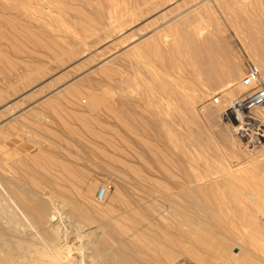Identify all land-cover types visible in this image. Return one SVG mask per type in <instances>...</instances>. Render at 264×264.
Segmentation results:
<instances>
[{
	"label": "rangeland",
	"instance_id": "374dc122",
	"mask_svg": "<svg viewBox=\"0 0 264 264\" xmlns=\"http://www.w3.org/2000/svg\"><path fill=\"white\" fill-rule=\"evenodd\" d=\"M115 1L142 18L115 28L110 0H0L1 255L264 264V108L257 131L220 118L249 56L230 27L264 78V0Z\"/></svg>",
	"mask_w": 264,
	"mask_h": 264
},
{
	"label": "bare ground",
	"instance_id": "6f19581e",
	"mask_svg": "<svg viewBox=\"0 0 264 264\" xmlns=\"http://www.w3.org/2000/svg\"><path fill=\"white\" fill-rule=\"evenodd\" d=\"M126 1V0H125ZM119 2V1H118ZM118 2L117 1H115V0H110V7L108 8V10H109V18H110V20H113V21H111L110 23L115 27V28H117V27H119V28H122V27H124V26H127V25H131V24H133V23H135L136 21H138V20H140V18H142V16H143V14L144 13H142V12H144V10L143 11H141L142 9H141V6H139V5H134V4H129L128 3V1H127V4L125 5V6H123V7H121V5H120V3H122V1H120L119 2V4H118ZM150 10V9H149ZM149 10L147 11V12H149ZM140 12V13H139ZM146 12V11H145ZM115 21V22H114ZM115 23V25H114V23ZM110 24V25H111ZM230 30H231V32H232V35H233V37H234V39L236 40V42H238L239 43V45L241 46V48L246 52V54H247V56H248V60L250 59V60H252L251 59V55H253L252 53H250L249 51V48H248V45H246L245 44V42H244V38H242L241 37V35L237 32V30L235 29V28H233V27H230ZM164 39H165V41L167 42L168 40H169V35L168 34H165L164 35ZM72 50V49H71ZM69 51V50H68ZM144 56H146V55H144ZM144 59V58H143ZM253 61V60H252ZM254 62V61H253ZM263 63V62H262ZM258 65V64H257ZM260 65H262V64H260ZM260 67V66H259ZM261 69V68H260ZM116 71V70H115ZM261 72H262V70H261ZM242 77V76H241ZM262 77H263V75H262ZM116 78V77H115ZM123 78V77H122ZM113 79V78H112ZM241 79V78H240ZM240 79H239V81H238V83H237V87H239V89H242L243 91L245 90V87H242L241 85H240ZM264 79V78H263ZM129 80V79H128ZM121 83V82H120ZM121 85V86H120ZM119 86H118V88H121V87H123V90L126 88V89H129L130 87H131V85H133L130 81H126V79H125V81H123L122 80V83L120 84ZM123 85V86H122ZM236 84L235 83H228L227 85H226V87L222 90L223 92H225L224 93V95L225 94H231V93H234V90H235V88H233L234 86H235ZM91 88H94L93 86H90ZM125 87V88H124ZM133 87V86H132ZM100 88V87H99ZM95 89V88H94ZM122 89V88H121ZM125 89V90H126ZM95 91H97V90H95ZM242 91V92H243ZM241 92V93H242ZM241 93H239L238 94V96L241 94ZM217 95H220V94H217ZM233 98V97H232ZM88 101H89V105L92 107V108H95L96 106H97V104H98V101H99V98H98V95H97V93L95 92L94 93V91H93V93H91L90 94V96H89V98H88ZM213 101V102H212ZM211 101V103L213 104V103H215L214 105H216V106H221L219 103H223L224 102V98H222L221 97V95L218 97V98H216V99H214V100H212ZM231 101V99L230 100H228V102H230ZM217 103V104H216ZM231 103V102H230ZM229 103V104H230ZM229 104H222V106H223V108H222V110L226 107V106H228ZM264 108V107H263ZM263 108H260V109H258V110H255L254 111V116H255V114H256V111H259V110H261V109H263ZM222 110H221V112H222ZM262 115H263V113H261ZM220 118H221V113H220ZM222 120V119H221ZM227 125H230V124H227ZM230 126H232V125H230ZM233 128H236L235 126H232ZM236 130H237V128H236ZM247 133V132H246ZM1 184V183H0ZM109 189V188H108ZM8 191H9V193L12 195V197H14L16 200H18V202H22V204H24L26 207H25V211L26 212H29L28 211V209L27 208H31L32 210H34L35 208H36V205H35V200L34 199H32L29 195H27V194H23L22 193V196H21V194H20V191L17 189V187L16 186H13L11 189H8ZM105 192H106V190H104V194H105ZM251 192V191H250ZM104 194H103V196H104ZM249 194H251V193H249ZM252 195V194H251ZM236 196V195H235ZM235 198V197H234ZM234 200H236V199H234ZM217 207H221V209H223L222 208V202L221 201H219V200H217ZM243 205H245L244 203H242ZM228 206H230V204L228 203ZM220 209V210H221ZM226 209V208H225ZM213 212H219L220 213V215L222 214V216H224V214H223V212H220V211H216L215 209H213ZM0 214H1V210H0ZM218 216V215H217ZM212 232H216L215 230H211ZM10 244H8V247H10L9 246ZM18 246H19V248H22L23 247V242L22 241H19L18 242ZM5 247H6V242H5V234L4 233H2L1 232V225H0V264H14L15 263V258L13 257V256H11L10 254H5V256H2L1 255V253H3V252H5ZM10 251V250H9ZM12 251V250H11ZM78 261L79 262H82V261H84V257H80V258H78ZM83 264H84V262H82Z\"/></svg>",
	"mask_w": 264,
	"mask_h": 264
},
{
	"label": "built area",
	"instance_id": "2783aa9c",
	"mask_svg": "<svg viewBox=\"0 0 264 264\" xmlns=\"http://www.w3.org/2000/svg\"><path fill=\"white\" fill-rule=\"evenodd\" d=\"M240 85L245 90L222 110L221 118L234 125L237 132L257 131L261 126H258L254 111L264 107V79L260 67L250 59L247 60Z\"/></svg>",
	"mask_w": 264,
	"mask_h": 264
},
{
	"label": "crops",
	"instance_id": "0c3cea01",
	"mask_svg": "<svg viewBox=\"0 0 264 264\" xmlns=\"http://www.w3.org/2000/svg\"><path fill=\"white\" fill-rule=\"evenodd\" d=\"M129 264H142L143 262L139 258L129 257ZM145 264V263H143ZM174 264H194L193 262L187 261V260H179L175 262Z\"/></svg>",
	"mask_w": 264,
	"mask_h": 264
}]
</instances>
